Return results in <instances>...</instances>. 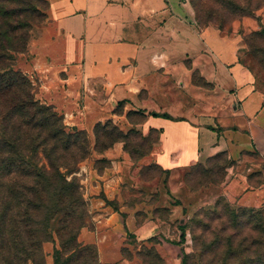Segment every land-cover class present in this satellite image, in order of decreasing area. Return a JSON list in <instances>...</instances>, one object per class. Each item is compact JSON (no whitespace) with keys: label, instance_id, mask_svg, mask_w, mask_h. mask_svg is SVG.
Returning a JSON list of instances; mask_svg holds the SVG:
<instances>
[{"label":"crops","instance_id":"1","mask_svg":"<svg viewBox=\"0 0 264 264\" xmlns=\"http://www.w3.org/2000/svg\"><path fill=\"white\" fill-rule=\"evenodd\" d=\"M46 2L16 56L36 98L93 141L108 119L155 135L137 158L118 141L82 164L91 227L78 241L96 247L99 264H137L144 244L179 264L183 225L200 209L264 206V86L241 51L244 35L264 25V6L223 30L199 26L190 0ZM129 111L143 115L132 122ZM100 159L108 164L99 169Z\"/></svg>","mask_w":264,"mask_h":264},{"label":"trees","instance_id":"2","mask_svg":"<svg viewBox=\"0 0 264 264\" xmlns=\"http://www.w3.org/2000/svg\"><path fill=\"white\" fill-rule=\"evenodd\" d=\"M35 1L45 3L46 9V0ZM229 1L231 7L238 6L236 0ZM190 2L199 26L215 23L223 29L222 19L214 18L213 11L202 14L199 6L203 3ZM259 7L249 4L245 11L237 15L233 9L232 14L248 16ZM22 10L26 15L39 14V5L28 4ZM27 25L28 21L20 19L7 26L0 24V264H46L41 243L52 240L54 233L59 247L53 250V264H99L96 247L78 241L87 216L77 176L79 164L92 150L102 152L118 141L124 142V149L133 157L127 139L140 133L134 129L123 132L108 119L94 125L91 145L85 130L67 129L62 116L35 97L36 87L14 67L15 54L27 49ZM122 103H117L114 113L120 112ZM133 114L142 116L143 112L129 111L127 116ZM101 136L105 140L100 146ZM141 138L145 141L149 137ZM257 222L260 224V219ZM22 233H26L25 239ZM11 244L18 247L16 253L8 252ZM62 251L66 257L59 261Z\"/></svg>","mask_w":264,"mask_h":264},{"label":"rangeland","instance_id":"3","mask_svg":"<svg viewBox=\"0 0 264 264\" xmlns=\"http://www.w3.org/2000/svg\"><path fill=\"white\" fill-rule=\"evenodd\" d=\"M195 1H197L196 3H203L201 7L199 6V10L202 14L207 11H213L216 16L214 18L218 19V17H220L222 19L224 23L223 30H229L234 20L244 17L236 16V14L234 17L232 14L233 9L235 13H239L245 11L246 6H249V4H251L253 8L260 6L256 10L264 6V0H236V4L238 5L236 8L229 5V0H221L223 2L221 5L217 4L216 0ZM28 4L39 5V14L35 12L26 15L22 9ZM28 4L23 0H0V24L7 26L19 19L28 21L27 30L29 34L31 28L42 21L43 14L41 13L45 9V3L41 1L36 3L35 0H31ZM256 10L248 16H255ZM15 12L16 14L14 15ZM213 21L216 22L215 19ZM210 25L217 26L215 23ZM243 38L245 46L241 49L243 52L242 60L248 68L255 73L259 83L264 86V25L261 24L259 29L247 33ZM20 53H16L15 55L17 56ZM16 64L17 61L15 58V68H17ZM1 99L2 97L0 100ZM140 118V115L133 114L130 120L135 122L140 120ZM154 138L155 135L153 133H151L149 138L145 141L142 140L138 134L130 135L127 141L129 143V150L133 152L132 158H137L141 154L146 153L152 146ZM89 139L91 145H93V140L90 136ZM104 140L105 139L101 136L100 146L103 144L102 141ZM92 151L90 155L79 164L77 172L79 179L81 178L80 172L82 171V164L87 159L91 158L93 155ZM94 164L95 167L100 169L106 166L108 162L104 160H95ZM147 174L158 176L159 171L155 168H150ZM212 177L214 179L219 178L217 173H213V176L211 175V178ZM197 180L205 182L203 179ZM260 209H263L262 213L256 212ZM259 219L261 221L260 224L257 222ZM85 225L91 227L88 206ZM183 227L186 230V234L181 242L183 245V252L180 254L179 264H181L182 261H184L185 264H264V206L259 209H252L234 206L224 200H217L215 204L202 208L196 212ZM25 234L26 233H22L21 235L24 239L26 238ZM8 247H10L8 248V252L11 254L16 253L18 250V247L13 246V244ZM56 247H59V238L55 233L53 234L52 240L43 241L41 243L46 264H53V250ZM136 247H138V245ZM137 255V264H166L164 260L160 261L152 250L149 249L148 245L145 244L141 247V250L137 251ZM65 257L66 254L62 251L59 255V261H62ZM78 263L79 262H72L71 264ZM89 264L93 263L90 262Z\"/></svg>","mask_w":264,"mask_h":264}]
</instances>
